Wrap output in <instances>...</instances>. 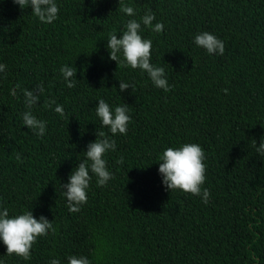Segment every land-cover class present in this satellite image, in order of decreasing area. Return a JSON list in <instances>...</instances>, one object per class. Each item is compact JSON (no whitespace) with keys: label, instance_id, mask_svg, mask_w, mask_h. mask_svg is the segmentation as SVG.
<instances>
[{"label":"trees","instance_id":"1","mask_svg":"<svg viewBox=\"0 0 264 264\" xmlns=\"http://www.w3.org/2000/svg\"><path fill=\"white\" fill-rule=\"evenodd\" d=\"M56 3L58 18L45 24L30 6L0 0V206L10 216L43 215L55 229L37 239L29 260L7 255L0 240V264H68L73 255L90 264H264V156L252 146L264 138V0H123L134 16L119 0ZM149 11L164 29L141 23L140 35L152 41L151 63L165 69L171 91L125 66L122 53L119 66L110 59V33L119 37ZM205 31L224 41L223 55L194 43ZM65 65L76 68L73 88ZM120 81L134 90L121 93ZM41 83L31 111L46 121L42 137L22 119L23 90ZM99 99L113 112L128 105L126 135L102 126ZM49 100L56 103L45 108ZM99 130L116 142L104 157L115 178L99 187L90 173L87 203L72 213L62 184ZM186 143L204 150L208 204L163 185L159 157Z\"/></svg>","mask_w":264,"mask_h":264},{"label":"clouds","instance_id":"2","mask_svg":"<svg viewBox=\"0 0 264 264\" xmlns=\"http://www.w3.org/2000/svg\"><path fill=\"white\" fill-rule=\"evenodd\" d=\"M21 9L31 7L33 15L39 19L41 23L51 24L58 18L59 7L56 0H13ZM119 10L128 16H134L135 10L132 7L123 4V0H119ZM155 15L149 11L140 21L131 19L126 24V30L119 37L115 33H110L107 40V48L110 59L115 61L117 65L121 63L120 54L123 55L125 66L132 69H140L146 72L151 79L153 85L164 91H171L166 79L165 69L163 67L153 66L151 63L152 41L144 39L140 35L141 23L151 28L152 31L160 33L164 29L161 22H157L153 27ZM194 43L207 51L209 55H223L225 52V43L209 32L198 33L194 38ZM194 65V64H193ZM6 65L0 64V73L6 69ZM60 72L67 83L68 88L75 87V78H77L76 68L65 65ZM21 86L17 84L11 89L10 94L17 96V90ZM133 86L120 81L119 90L125 92ZM45 89L41 83L33 90L24 89L26 111L22 114L23 124L38 136H44L46 132V121L38 119L32 113V108L40 101V96ZM227 94L228 90L223 89ZM55 100H49L44 104L45 108H50L55 104ZM96 115L102 121V126L110 129L112 136L117 134L126 135L127 126L130 122L129 108L127 104L116 106L113 110L104 99L98 100L95 108ZM55 112L63 116L64 108L62 105H56ZM95 142L87 145L84 152L85 159L79 161L76 167L69 175V182L62 184L64 195L67 200L68 210L72 213L79 212L81 206L87 203V190L90 186L92 175L97 178V186L104 187L115 177L109 171L107 160L104 158L109 151L116 150V142L110 138L103 130L96 133ZM257 153L264 156V138L261 139L259 146L253 140L252 145ZM16 159L23 162L21 155L17 153ZM159 173L163 178V185L171 192L180 190L194 196H200L204 204H208L210 192L202 185L206 180V165L204 163L205 153L202 147L196 143H186L179 148L168 147L159 157ZM117 164L123 165L124 159L121 157L116 161ZM91 173V174H90ZM51 230L55 229L53 222H50L43 215L37 219L32 211L25 210L23 214L10 216L7 208L0 206V240L7 248V255H16L24 260L31 258V249L42 236H47ZM68 264H90L87 257L69 256ZM49 264H60L59 259L50 260Z\"/></svg>","mask_w":264,"mask_h":264}]
</instances>
